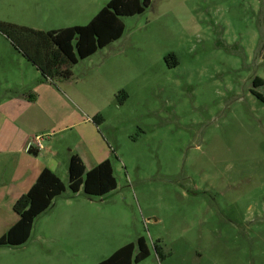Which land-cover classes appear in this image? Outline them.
<instances>
[{
  "label": "rangeland",
  "instance_id": "obj_1",
  "mask_svg": "<svg viewBox=\"0 0 264 264\" xmlns=\"http://www.w3.org/2000/svg\"><path fill=\"white\" fill-rule=\"evenodd\" d=\"M106 1L70 14L68 0H0V22L86 25ZM121 21L118 40L54 80L101 118L116 189L72 194L59 171L64 192L24 244L0 246V264H96L139 237L149 256L133 264H264V103L254 95L264 84L253 86L264 81V0H151ZM18 60L0 33V82ZM66 127L43 135L60 157L85 125ZM17 218L4 211L0 233Z\"/></svg>",
  "mask_w": 264,
  "mask_h": 264
},
{
  "label": "trees",
  "instance_id": "obj_2",
  "mask_svg": "<svg viewBox=\"0 0 264 264\" xmlns=\"http://www.w3.org/2000/svg\"><path fill=\"white\" fill-rule=\"evenodd\" d=\"M151 0H109L86 24L64 29L39 31L10 23L0 22V33L12 47L31 63L46 80L71 77V66L86 59L97 50L118 40L124 31L122 17L141 14L150 5ZM264 84L260 78L253 80V86ZM264 103V96L254 92ZM122 96V97H121ZM117 102L123 104L126 96L121 92ZM97 125L99 116L92 119ZM68 187L72 194L80 189L89 197H104L116 189L110 161L105 160L90 170H86L81 159L72 155L68 162ZM65 190L61 180L50 170L44 169L29 191L20 196L13 205L18 216L4 235L0 237V246L15 247L24 244L29 238L33 222L45 212L53 200ZM149 256L146 240L139 237L136 243H128L108 258L96 264H133Z\"/></svg>",
  "mask_w": 264,
  "mask_h": 264
},
{
  "label": "crops",
  "instance_id": "obj_3",
  "mask_svg": "<svg viewBox=\"0 0 264 264\" xmlns=\"http://www.w3.org/2000/svg\"><path fill=\"white\" fill-rule=\"evenodd\" d=\"M86 3L89 0H68L65 7L70 14L73 10L84 12L88 8ZM102 7L87 17L86 22ZM78 24L64 23L58 29L80 26ZM23 59L14 62L7 77L0 82V215L13 209L16 200L29 191L44 169L59 178V171L67 172L70 156L76 155L86 170H90L105 160L109 161L107 149L111 151L97 134L99 125L85 117L74 97L58 89L54 81L41 80L36 69L34 75L33 65L28 66ZM74 108L78 114H73ZM68 117H74V121L66 125ZM80 124L85 128L80 130L81 137L68 150L67 156L60 157L58 148H53L49 141L42 142L41 149L36 148V136L48 135L63 126L67 129ZM12 225L1 232L0 237Z\"/></svg>",
  "mask_w": 264,
  "mask_h": 264
},
{
  "label": "built area",
  "instance_id": "obj_4",
  "mask_svg": "<svg viewBox=\"0 0 264 264\" xmlns=\"http://www.w3.org/2000/svg\"><path fill=\"white\" fill-rule=\"evenodd\" d=\"M42 140H43V136L35 137V146L38 150L42 148Z\"/></svg>",
  "mask_w": 264,
  "mask_h": 264
}]
</instances>
